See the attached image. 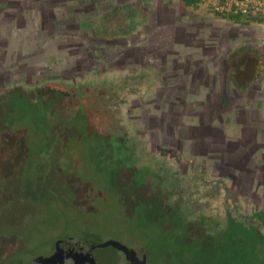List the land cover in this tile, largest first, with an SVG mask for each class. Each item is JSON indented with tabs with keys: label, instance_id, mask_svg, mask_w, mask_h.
Instances as JSON below:
<instances>
[{
	"label": "rangeland",
	"instance_id": "1",
	"mask_svg": "<svg viewBox=\"0 0 264 264\" xmlns=\"http://www.w3.org/2000/svg\"><path fill=\"white\" fill-rule=\"evenodd\" d=\"M169 2L0 0V264H37L64 236L115 239L146 253L149 264H264L258 218L242 225L237 211L218 210L223 191L194 204L196 213L177 216L175 186L153 165L160 155L184 174L222 176L244 216L264 209V139L262 130L250 132L264 116L256 103L264 93L232 85L224 61L227 42L243 46L251 33L249 17L261 19L217 12L211 0L180 9L163 6ZM259 63L249 68L264 71ZM128 75H141L143 84L127 87L135 93L115 106L132 133L125 136L104 100L92 106L88 87L82 96L72 88L120 92ZM233 75L238 83L247 76L236 66ZM144 149L151 155L146 179L135 160ZM177 178L188 182L191 202L202 196L205 187L192 175ZM161 216L169 233L159 236ZM212 221L223 225L218 233L226 240L208 236ZM97 253L107 264H124L110 246Z\"/></svg>",
	"mask_w": 264,
	"mask_h": 264
},
{
	"label": "trees",
	"instance_id": "2",
	"mask_svg": "<svg viewBox=\"0 0 264 264\" xmlns=\"http://www.w3.org/2000/svg\"><path fill=\"white\" fill-rule=\"evenodd\" d=\"M126 9L128 12H130L128 5H127ZM136 11L137 12L135 14H136V17L138 16V18H140L142 16V14H144V12L141 11V9L137 6H136ZM133 15L134 14H132L131 16L128 15L127 20H129L130 17H132ZM141 22H142V20H141ZM93 29L95 31H98V29L94 26H93ZM132 29L133 28L130 27L127 30L131 31ZM250 54L253 57H251ZM254 56H256L257 60H260L259 65L264 63V61L262 59L263 57H261L260 54L256 50L249 48V46L248 47H246V46L236 47V50H234V53H233V57L231 56L230 62H229V65H230L229 80L231 81L232 85H235L236 87L242 89L240 86L243 85V82L238 83L237 81H235V77L233 75V70H234L235 66L237 69L240 67L239 71H243L244 74H247L249 72V70H251L249 67H251V65L254 62V59H253ZM122 82H123V84H122L123 90H120V92L118 91L117 87H116V89L113 90V88L110 86H108L107 88L103 85L101 87H93L90 84L87 86L86 85L82 86L81 89L78 91L76 90V87H75V89L73 87L72 90L74 91V93L77 96H82L85 93L84 89L88 87L91 90V93H90L91 98L89 100V103L92 106H94L95 104H97L98 106H102L103 104H101V102L104 100L106 102V105L109 106V110L111 112L110 114L114 116L115 123H118L117 127L119 129H121L123 132H125L124 134L126 136V135H128V134L130 135L132 133L130 132V130L126 129L123 124H121V122L119 120V118H120L119 114L118 113L116 114V112H115V110H116L115 106L123 105V103L125 102V99L123 96L126 94H130L131 92L132 93L134 92L131 90L127 93L126 92V90L128 89L127 87H132L133 89L135 88L138 91V90H140L139 88H141V85L143 84V82H142V76L141 75H139V76H129V75L125 76V77H123ZM122 82L119 80L118 82H115V83L118 85L119 83H122ZM101 92L103 94L102 96H101ZM61 93L63 94V96L65 95L63 92H61ZM105 95H107V96H105ZM118 95H121V97H122L120 102L118 100H113L115 98L117 99ZM79 105L82 106L84 109V106L82 104H79ZM111 127H113V123L111 124ZM133 134L135 135V133H133ZM130 147H131L130 150L133 152L135 148H132V146H130ZM137 156L138 157L135 160L137 163H139L137 165H139L141 167L142 175H143L144 179H146L145 178L146 173H143V172H146V169L149 167L148 163L151 162V161H148L149 157L151 156L149 154V150L147 149V151H145V149H144V150L138 152ZM157 157L158 158H156L153 165L155 166L158 164L159 166H161L163 168V169L161 168L162 169L161 171L163 172V180L166 179V182H167V179L169 178L171 185L175 186L174 189L172 190L173 194H174V200H173L172 204H173V207L175 209V210L173 209V212L177 216L180 215V213H186V214L188 212L189 213H196L197 209L193 208L194 204H195V206H198L197 202L201 203V200L203 198H206V197L208 198L209 196H214V197L220 196L221 191H223V193H224L223 200H220L219 203L217 202L218 204H216L217 205L216 208L218 210L221 209L220 205L223 204V205H225L223 207L225 209V211H226V209L231 210L233 213H234V211H237L238 214H240L242 219H243L241 222L242 225H244L246 222H248L251 218H254V219L258 218L257 221L262 222L264 224V209L263 208H260L259 210L256 209L250 216H244L242 214V212H240V209L239 208L237 209L235 207V205H237L238 203L233 201L232 193L230 191L231 189H230L229 185L227 184V181L222 176H218V177H215L213 179L212 178L206 179L205 176L202 175L200 171H192V170L188 171V173L186 172L184 174L181 169L173 168L172 166L170 167V165L168 163H166V161L163 160L162 156L157 155ZM160 161L163 162L162 165L160 164ZM172 169H174V170H172ZM179 175H182L183 178L187 175H192L191 179H192V181L194 180V184H196L200 187L201 186L205 187V189L202 193V196L197 198L195 201L193 198V201L191 202V200H189V198H191L193 196H192V194L188 195V193L185 190V188H186L185 186L188 182L187 181H183V182L180 181L179 182L178 178H177V176H179ZM156 176H158L159 179L161 177L159 175H156ZM161 183H162V189H164L166 191V189H168L169 184L166 185L167 183L166 184H164L163 182H161ZM210 210H211V208H210ZM224 213L225 212H223V214ZM223 214L219 211L217 212V215H219L220 217H222ZM238 214H233V215H238ZM209 215H210V218H212L211 212L209 213ZM213 216H214V214H213ZM162 218L163 217L161 216L160 220H158V223L154 224V229L157 232L156 234L159 236H162L164 234L169 233L168 221L166 218L165 219H162ZM193 218L196 219V217H193ZM209 226H210V229L208 230V232H210L211 235H208V236H211V237L217 236L216 240L218 242H222L223 240H226V237L223 234L221 235V233H218V231L221 228H223V225H219L218 221H212V224ZM229 251H230L229 249L225 250V252H229ZM223 254L224 253H222V255ZM219 263H221L220 260H219Z\"/></svg>",
	"mask_w": 264,
	"mask_h": 264
},
{
	"label": "crops",
	"instance_id": "3",
	"mask_svg": "<svg viewBox=\"0 0 264 264\" xmlns=\"http://www.w3.org/2000/svg\"><path fill=\"white\" fill-rule=\"evenodd\" d=\"M191 1L193 0H172V2H169V3H163V6H165L166 8H170V9H173L176 8L175 6L179 7L177 9H180L182 6L186 5V3H190ZM158 3V2H157ZM197 5H200L199 3L195 2ZM135 5V4H134ZM137 7H139V5H135ZM140 8V7H139ZM249 18H252L253 20L248 22L246 25H244V27H248L250 28L251 30V33L249 31H246L245 33H248L249 36L244 38V43L241 44L243 46H246L249 48H252L253 50H256L261 57H263V61H264V17L263 19L259 17V19L261 20H258V19H254L253 17H249ZM227 45H228V50L227 52L224 54V56L227 58L225 59L224 61L226 62V65L228 67H230L229 63L230 60L228 61V58H231V56L233 57V53H234V50H236V46L238 44H236L235 40H232V42L228 41L227 42ZM238 47V46H237ZM262 47V48H260ZM251 55V54H250ZM215 57H213V60H216L218 58L217 54L214 55ZM251 57H253L251 55ZM255 60H257L256 56H254ZM227 60V61H226ZM201 61V60H200ZM260 62V60H258ZM203 65H207L205 62L203 63ZM240 68V67H239ZM209 68L207 67L206 68V72H208ZM215 70V68H213ZM241 70V69H240ZM260 68H253L251 70H249V72L246 74V80L243 81V85H241L240 87L241 88H245V90L249 89V90H254V91H259V92H263L264 93V71L263 69L261 70L263 72V74L261 75L260 74ZM213 71V70H212ZM219 75V76H218ZM229 75H230V70H227V76H228V79H229ZM215 76H218L220 77V74L217 73V72H214V77ZM258 76V77H257ZM261 76V77H260ZM257 77V78H256ZM260 77V78H259ZM231 82V81H230ZM217 85V82L214 81V86L216 87ZM231 85V84H230ZM248 86V87H247ZM218 87V86H217ZM217 90V89H216ZM215 90V91H216ZM247 90V91H249ZM258 104L259 107H261V109L257 108V113H260V112H263L264 113V99L262 100V102H256ZM263 121H264V116L261 120H258V127L257 129L255 130H252L250 132H252V134L254 133H257V135L259 134V130H262V135L263 137L261 138V140L264 139V124H263ZM255 131V132H254ZM252 140L253 142H256L258 141L257 138H250L248 139V141ZM242 148V147H241ZM242 150V149H241Z\"/></svg>",
	"mask_w": 264,
	"mask_h": 264
},
{
	"label": "flooded vegetation",
	"instance_id": "4",
	"mask_svg": "<svg viewBox=\"0 0 264 264\" xmlns=\"http://www.w3.org/2000/svg\"><path fill=\"white\" fill-rule=\"evenodd\" d=\"M57 240H65L66 244L57 246ZM54 241V243L50 246L49 251H47L43 257L52 256L57 249L60 250L57 252V256L54 264H107L106 259L99 256L97 250L101 247L110 246L116 252H118L124 258V264H144L142 263L143 256L145 255V264H149L146 253L140 254L137 250L133 249L134 252H130L129 259L127 258L126 253H124L118 247L108 244L103 245L104 242L99 243H87V241L82 239H75L74 237H61ZM107 241V240H106ZM35 263L43 264L39 260L37 261L34 258ZM115 262V259L113 260ZM30 262H27V264Z\"/></svg>",
	"mask_w": 264,
	"mask_h": 264
},
{
	"label": "built area",
	"instance_id": "5",
	"mask_svg": "<svg viewBox=\"0 0 264 264\" xmlns=\"http://www.w3.org/2000/svg\"><path fill=\"white\" fill-rule=\"evenodd\" d=\"M213 10L243 16H264V0H211Z\"/></svg>",
	"mask_w": 264,
	"mask_h": 264
},
{
	"label": "water",
	"instance_id": "6",
	"mask_svg": "<svg viewBox=\"0 0 264 264\" xmlns=\"http://www.w3.org/2000/svg\"><path fill=\"white\" fill-rule=\"evenodd\" d=\"M56 244H57V246L63 245V244L65 245L66 241L65 240H57ZM108 244H112V245L118 247L119 249H121L124 253H126L128 259L130 257L129 256L130 252H134L132 248H129L128 246L122 244L121 242H119V241H117L115 239H108L107 241L104 242L103 245H108ZM59 250L60 249L58 248L57 251L52 256H49V257L39 256V257L36 258V260L37 261L39 260L43 264H54L56 256H57V252ZM141 262L145 264V255L143 256V259H142Z\"/></svg>",
	"mask_w": 264,
	"mask_h": 264
}]
</instances>
